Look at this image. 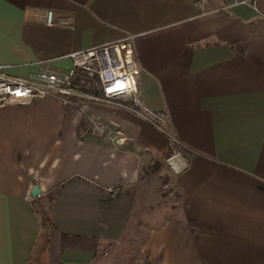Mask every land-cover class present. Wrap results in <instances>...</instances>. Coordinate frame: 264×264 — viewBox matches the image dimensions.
Here are the masks:
<instances>
[{
    "label": "crops",
    "instance_id": "1",
    "mask_svg": "<svg viewBox=\"0 0 264 264\" xmlns=\"http://www.w3.org/2000/svg\"><path fill=\"white\" fill-rule=\"evenodd\" d=\"M225 3L0 0L11 74L68 69V54L132 35L141 108L165 118L55 98L0 107V264H126L133 190L154 163L170 166L179 213L149 230L136 264H264V0ZM89 118L126 142L92 138Z\"/></svg>",
    "mask_w": 264,
    "mask_h": 264
},
{
    "label": "built area",
    "instance_id": "2",
    "mask_svg": "<svg viewBox=\"0 0 264 264\" xmlns=\"http://www.w3.org/2000/svg\"><path fill=\"white\" fill-rule=\"evenodd\" d=\"M257 1L226 0L221 10L242 5L254 7ZM52 18L53 12H49V24ZM134 41L135 36L130 35L117 42L72 52L65 56L71 62L68 69L41 61L33 65L34 69L27 75L21 76L11 74L10 66L0 65V107L31 105L41 99L55 98L64 106L86 110L85 102L90 101L126 108L160 127L165 122L164 116L141 108L138 98L140 65ZM89 134L114 145L126 142L113 126L92 118H89Z\"/></svg>",
    "mask_w": 264,
    "mask_h": 264
},
{
    "label": "rangeland",
    "instance_id": "3",
    "mask_svg": "<svg viewBox=\"0 0 264 264\" xmlns=\"http://www.w3.org/2000/svg\"><path fill=\"white\" fill-rule=\"evenodd\" d=\"M88 102L90 101L85 103ZM176 148L181 150L178 146ZM145 167L146 171L139 185L133 190L134 213L123 242L119 245L118 260L121 263L136 264L140 260V250L149 230L171 215L179 213L177 210L179 193L170 166L167 163L160 165L154 163ZM41 214L45 219L51 218L50 211Z\"/></svg>",
    "mask_w": 264,
    "mask_h": 264
},
{
    "label": "water",
    "instance_id": "4",
    "mask_svg": "<svg viewBox=\"0 0 264 264\" xmlns=\"http://www.w3.org/2000/svg\"><path fill=\"white\" fill-rule=\"evenodd\" d=\"M41 192H40V189L36 186L34 187L33 189V196L34 197H37V196H40Z\"/></svg>",
    "mask_w": 264,
    "mask_h": 264
},
{
    "label": "trees",
    "instance_id": "5",
    "mask_svg": "<svg viewBox=\"0 0 264 264\" xmlns=\"http://www.w3.org/2000/svg\"><path fill=\"white\" fill-rule=\"evenodd\" d=\"M49 218V217H48ZM48 220V219H47ZM48 221H51V219L49 218V220Z\"/></svg>",
    "mask_w": 264,
    "mask_h": 264
}]
</instances>
